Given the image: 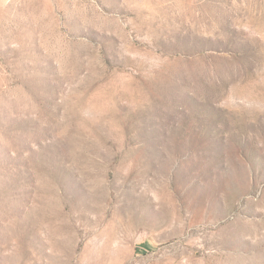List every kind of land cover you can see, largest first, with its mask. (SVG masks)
I'll return each mask as SVG.
<instances>
[{
	"label": "rangeland",
	"instance_id": "374dc122",
	"mask_svg": "<svg viewBox=\"0 0 264 264\" xmlns=\"http://www.w3.org/2000/svg\"><path fill=\"white\" fill-rule=\"evenodd\" d=\"M0 264H264V0H0Z\"/></svg>",
	"mask_w": 264,
	"mask_h": 264
}]
</instances>
